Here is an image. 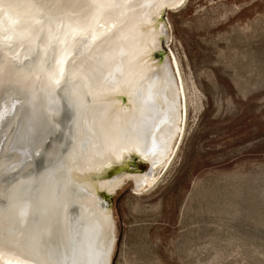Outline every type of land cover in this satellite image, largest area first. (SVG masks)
I'll use <instances>...</instances> for the list:
<instances>
[{
  "label": "bare ground",
  "instance_id": "obj_1",
  "mask_svg": "<svg viewBox=\"0 0 264 264\" xmlns=\"http://www.w3.org/2000/svg\"><path fill=\"white\" fill-rule=\"evenodd\" d=\"M185 1L0 0V264L111 263L99 192L152 186L182 133L177 64L156 53ZM129 157L150 169L107 177Z\"/></svg>",
  "mask_w": 264,
  "mask_h": 264
},
{
  "label": "rangeland",
  "instance_id": "obj_2",
  "mask_svg": "<svg viewBox=\"0 0 264 264\" xmlns=\"http://www.w3.org/2000/svg\"><path fill=\"white\" fill-rule=\"evenodd\" d=\"M161 19L156 61L173 54L186 116L153 185L126 181L102 202L110 264H264V0H186Z\"/></svg>",
  "mask_w": 264,
  "mask_h": 264
},
{
  "label": "water",
  "instance_id": "obj_3",
  "mask_svg": "<svg viewBox=\"0 0 264 264\" xmlns=\"http://www.w3.org/2000/svg\"><path fill=\"white\" fill-rule=\"evenodd\" d=\"M133 161H137V162H139V163H141V164H144V165H146L148 168L150 167L149 164H148L146 161H143V160H137L136 157L133 158ZM118 172H127V173H132V174H134V173H139V174L142 173V172H138V171H131V170H128L127 168H125V167H121L120 165H116V166L113 167L112 169L107 170V177H108V176H112V175H114L115 173H118ZM108 173H109V175H108ZM131 184H132V186H134V184L132 183V181H131ZM116 190H117V189H116ZM114 192H115V191H114ZM99 196H100V199H101L102 201H106V200H107V197L110 196V194H108V193L102 191V192H99ZM108 201H109V200H108Z\"/></svg>",
  "mask_w": 264,
  "mask_h": 264
}]
</instances>
